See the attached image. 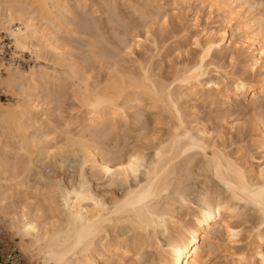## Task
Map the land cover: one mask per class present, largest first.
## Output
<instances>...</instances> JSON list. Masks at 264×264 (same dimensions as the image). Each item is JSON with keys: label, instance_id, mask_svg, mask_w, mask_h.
Returning a JSON list of instances; mask_svg holds the SVG:
<instances>
[{"label": "bare ground", "instance_id": "6f19581e", "mask_svg": "<svg viewBox=\"0 0 264 264\" xmlns=\"http://www.w3.org/2000/svg\"><path fill=\"white\" fill-rule=\"evenodd\" d=\"M259 1L256 2L259 3ZM211 2L225 13V18L236 20L234 28L240 33V37L226 36L227 32L222 27L206 29L203 39L197 34L192 35V44L198 48L196 58L188 62V65H185L172 81L166 83L168 80L165 81L163 77L154 75L150 68L152 63L150 66H143L140 62L142 65L140 64L141 68L137 69L139 72L137 70L134 72L132 68L133 71L125 70L124 66L121 67L122 63L119 67L118 62L116 63L118 65L106 66L104 75L100 76L97 75V71V76H95L85 70L83 63H77L76 58H73L75 47L64 35L75 33L71 29L74 28L73 21L71 22L72 10L80 8L82 0L0 1V26H8L11 22H17L19 26L14 34L15 43L18 47L29 51L34 57V63L28 69L10 68L0 80V87H5L11 95L14 92L15 96V100L11 103L4 104L0 101V217L8 219V226L22 242L26 238L29 240V243L25 245H31L37 249V254L42 259L40 264H128L127 260L136 259L145 247H151L155 251L154 257L152 256L153 258L146 264H210V255L213 249L218 247L217 241L220 236L229 244L224 249L226 264H264V168L254 169L252 164H247L248 161L242 162L243 160L236 157L237 155L232 156L230 150L228 153L222 145L216 142L221 132L219 126L212 124L209 127L207 124V127L205 123L208 121L203 123L204 125H201L199 120L198 124L192 123L189 117L188 120L185 118L186 116L182 114L184 110L182 112L180 107L187 99H201L205 102L209 100L210 104L219 99L228 109L232 99L240 97L244 99L250 93L253 102L256 103L260 99L261 101L258 102L264 103V33L257 25L258 21L255 16L249 19L246 11L239 13L241 6L248 4V0H211ZM237 2L238 5H235ZM112 4H114L113 0H98L93 4L95 7L93 15L102 17V15L110 14L112 9L109 11V7ZM252 5H248L249 10ZM104 7L108 10L103 11ZM90 10L92 11V8ZM115 13L117 17L120 16L119 12ZM115 13L112 14L115 15ZM75 14H77L76 11ZM147 16L143 17L147 18ZM88 19L87 17L86 20ZM258 20L263 19L261 17ZM87 23L84 27L88 26ZM96 24L97 22L94 25ZM131 25L133 24H130V28ZM133 28L134 32L138 29ZM91 31L88 32L91 33ZM148 31L145 33L149 36ZM140 38L135 40L137 45L141 43ZM226 39L232 48L228 56L230 60H237L242 55L244 57L245 64H242V73H246V69L252 72L259 70L253 80H248L246 74L238 75L235 71L222 74L221 67L214 64L213 61L217 58V54L224 51L223 42ZM256 39L259 40H257L258 43L260 42L257 45ZM93 44L96 45V43ZM93 44L91 47H95ZM97 48L95 50L92 48L96 52L95 56L99 54L100 56L97 57L102 58L103 55L108 54L107 49L98 48L99 51ZM225 54L224 56L228 55ZM90 58L92 59V56ZM101 58L96 59L100 69L106 65L105 61H112L107 57L105 58L108 60L103 57L101 61ZM216 60L218 61V58ZM138 62L139 60L137 61L139 66ZM212 66L217 69L216 77L206 78ZM56 88H61V92L59 90L61 94H69L66 92L69 91L70 98L84 108L85 116L82 114V117L75 116L80 117L78 122L82 124L81 135L72 134L68 128L71 124L67 122L63 123L64 126L61 129L63 124L59 126L54 121L55 125L52 121L51 116L53 117L56 110L52 105L56 102V98L62 97V95L57 96L58 91L56 90L58 89ZM222 105L221 108H223ZM51 106L53 112H51ZM142 107L152 113V130L153 133H158L149 142L153 150L149 163L145 164L146 160L142 150L136 147L125 153L120 144L119 149L116 146L117 149L113 151L111 148L101 149L104 154L101 155L102 152H99L101 157H98V146H94V141L91 143L90 139L96 138L97 135L108 137V134L116 133L120 122L128 123V120H132L135 121L134 124L139 123L144 116L140 110L143 109ZM44 123L48 125V128L52 127L56 134L58 130L64 134V144L61 143L59 146H57L58 143L55 144L53 140L55 138L51 136L54 130L51 129L53 132L50 129L42 130ZM254 126H257V122ZM144 127L146 128V123ZM260 127H258L259 135H257L259 138L255 143L262 152L264 130ZM44 128L48 129L47 126ZM230 128L236 129L234 126ZM73 131L77 132V129ZM83 131L85 134L82 133ZM212 133H215L216 139L212 137ZM247 133V129L238 127L235 136L231 135L229 140L233 143L243 141L245 137H248ZM83 135L92 137L86 139ZM110 138L111 136L107 139ZM101 143H103L102 140ZM101 143L104 149L106 143L105 145ZM122 143L124 144V141ZM126 146L125 149L128 147ZM74 147L77 148L74 149ZM72 153L81 155L80 169L88 163L91 168L99 169L106 177L113 179L120 177L123 181H126L131 174H136L140 167L144 166V181L129 188L121 198L111 199L110 202H105L103 198L92 193L90 185L88 186V182L84 181L82 170L79 171L78 182L70 188L62 187V185L61 188L57 182H55L56 185L49 182L47 186L45 185L46 187L43 186L44 189L26 183L27 174L33 162L39 160L38 157L49 158L51 154H64L66 157L65 154ZM262 162L264 163V159ZM192 170H198V173L200 171L204 173V176L208 175L217 182L219 181L225 189V193H222L225 195L222 196L219 191L210 193L202 189L195 199V207L190 209L192 201L182 182L191 179L189 177ZM18 194L21 200L16 204L12 198L18 197ZM239 204L251 205L259 213L258 224L254 225L252 232L245 240L240 236V229L238 230V225L236 226L237 222L233 221L239 216L244 221L245 216L236 211ZM183 209L191 210L187 213L188 217L185 215L184 220L178 216L179 211ZM119 228H121V234H119ZM158 232L165 234L164 243L156 237ZM243 241L246 242L243 243ZM127 257V263H125L124 260ZM131 262L137 264V262L133 263L132 259Z\"/></svg>", "mask_w": 264, "mask_h": 264}, {"label": "rangeland", "instance_id": "374dc122", "mask_svg": "<svg viewBox=\"0 0 264 264\" xmlns=\"http://www.w3.org/2000/svg\"><path fill=\"white\" fill-rule=\"evenodd\" d=\"M0 1H2V0H0ZM113 1H114V4H112V6L110 5L111 7H109V11L112 9L111 10L112 12L110 13L111 16L107 12L109 15L108 14L104 15V16H106L104 18L103 15H102V17L99 15L96 16V14L93 15V11L95 9L93 4L95 2H98V0H95V1L94 0H89V1L88 0H84V1L82 0V3H81L82 5H80V8L77 7L78 9L75 8L74 10H72L73 16H71L72 17L71 22L73 21L72 23L74 25V28H71V29H73L75 31V33L73 35H69V34L64 35V37L67 40H69L71 42V44H73L75 47V50L73 51L75 56H73V58L74 57L76 58L77 63H79V64L83 63L82 64L83 68H85V70L90 71L91 74H93L95 76L104 75L103 73H105V71H106L105 67L106 66L110 67L109 65H111V64H113V65L119 64V67H120V65L122 63L121 67L124 66L123 68L125 70L129 71L132 68V69H134V72H136V70L138 68L139 69L141 68L142 64H143V66H146V65L150 66V64L152 63L150 68L153 71L154 75L156 74L155 76L158 75L157 77H161V78L163 77L164 80L166 79L165 81L168 80L166 83H169L170 81H172L174 79V77L176 76V74L179 73V71L181 72L182 68L185 65H188V62H190L191 60H193L197 56L198 48L192 44V40H193L192 35L197 34L201 39H203L205 37L206 29H209V28L216 29L218 27L219 28L222 27L227 32L226 36L234 35L233 36L234 38H237L238 36L240 37V33H238V31L236 32L235 28H234L236 26V20L230 19V18L229 19L225 18L226 17L225 13H223V11L219 7H217V5L215 7V4L213 5L211 0H183L182 2H181V0H150V1H148V0L147 1L146 0H140L139 1L138 0V2L136 0H113ZM133 1H135V2H133ZM142 1H144V2H142ZM185 1H186V3H185ZM253 1L248 0V4L245 3L246 5L241 6L242 8L240 7L241 10L239 9V13H242V11L243 12L246 11L247 14L249 15V17H248L249 19L255 16V18L258 21L257 25L260 26L259 28L264 33V17H263V15H264V0L263 1L262 0H260V1L259 0H253ZM256 1H259V3H257ZM83 2L85 3V5ZM254 3L255 4L257 3V4L255 5ZM118 4H120L121 6ZM86 5L89 8L85 7ZM91 5H93V6H91ZM140 5H143V6H140ZM235 5H238V2L235 3ZM248 5L249 6L252 5V8H251L252 11L249 10ZM253 6H254V8H253ZM143 7H144V9H143ZM259 7H261V8H259ZM91 8H92V11L90 10ZM118 8H120V9H118ZM107 10L108 9L105 8V10H103V11H107ZM75 11L77 14H75ZM79 11H80V13H79ZM90 12H92L91 15H90ZM113 12L114 13L119 12L118 14H120V16L118 15V17H117L116 13H115V15L112 14ZM133 12H135V13H133ZM138 12H139V14H138ZM147 13L148 14L150 13V14L148 15ZM154 14H156V15H154ZM89 16H91V17H89ZM94 16L96 18L98 17L99 19L94 18ZM143 16H147V18H145ZM82 17L84 19H82ZM87 17L89 18L88 20L90 21V23L88 20H86ZM110 17H111V19H110ZM261 17L263 20H258V19H261ZM73 18H75V19H73ZM149 18L151 20H149ZM154 18H155V20H154ZM102 19H103V21L101 22ZM107 19H108V21H107ZM114 19H115V21H114ZM94 20L95 21L97 20L96 26L94 25L96 23ZM110 20H112L115 23L111 22ZM141 20H143V21H141ZM84 22L85 23L88 22L87 24H88V26L90 24V26L84 27V25H85ZM123 22H125V23H123ZM112 23L115 26H113ZM130 24H133V25H131V28L133 30L130 28ZM116 25H118V26L116 27ZM147 25L149 27H147ZM139 26H141V27H139ZM133 27H137L139 30L135 29V32H134ZM144 27L147 28V30H149L148 33H149L150 38L148 35H146L145 31L147 32V30ZM84 28H86V29H84ZM113 28H114V30H113ZM91 30H93V31H91ZM98 30H99V32H98ZM88 31L89 32L91 31V33H89ZM93 33L96 34V35H93V36H97V37H95L96 39L100 38V39H97L98 41L91 35ZM172 33L174 35H172ZM98 34H99V37H98ZM85 38L87 39V41H85L86 43L84 42V40H86ZM92 38H93V40H92ZM138 38L141 39L140 45H137V43L135 42V40ZM94 40H95V42H94ZM257 40L258 39H256V42H255L256 45L258 43ZM99 41L101 43H103V42L104 43L101 44ZM92 42L96 43V45L93 44ZM154 42L156 45L154 44ZM92 44L95 45V47H91ZM80 46H81V48H80ZM96 46H98V48L100 50L107 49L106 51L108 53L107 54L108 56L103 55V57L106 60H108L107 58L112 60L111 62L105 61L104 64H106V65L103 67L105 70L103 68H102L103 69L102 70L98 67L99 63H97V61L100 60L101 57L100 58L97 57V56H100L99 54L97 56L94 55V53H96L94 51L97 48ZM101 46L104 47V49ZM105 46H107V47L109 46V47L105 48ZM223 46H224V49H223L224 51L222 52L223 54L222 53L217 54L218 61H219V59H220V61L218 62L216 60L217 58L215 59L216 61L215 60L213 61L214 64H217L221 67V73L223 74L224 72L228 73V71L229 72L235 71L236 74H238V75H240V74L245 75L246 74L245 76L247 77L248 80H250V79L253 80V78H255L257 76L256 73L257 74L259 73L258 72L259 70L256 69L254 72H252V71H248V69H246L247 70L246 73L245 72L242 73L241 72L242 66L245 64L243 62V59H244L243 55L241 54L242 57L239 56V58H237V60H230V58L228 56H229V53L232 51V48H231V46L228 45L227 39L224 40ZM109 48H110V50H108ZM90 49H92V50H90ZM117 50H119L121 53L118 52ZM122 53H124V54H122ZM224 54L225 55L228 54V55L224 56ZM80 55H82V56H80ZM221 55H223L222 58L224 57L223 58L224 60H222ZM86 56H88V57H86ZM91 56H92V59L90 58ZM110 56H112V57H110ZM105 57H107V58H105ZM119 57H121V58H119ZM146 57H147V59H146ZM87 58H88V60H87ZM102 58H101V61H102ZM143 58H144V60H143ZM32 59H34V57H32ZM96 59H98V60H96ZM104 59H103V62H104ZM123 59H124V61H122ZM136 59H137V61L139 60L138 63H139L140 67L137 64ZM238 59H240V60H238ZM131 60H133V61H131ZM231 62H232V64H230ZM33 63L34 62L32 60L29 67L31 65H33ZM116 63H118V64H116ZM97 67H98V69H97ZM116 67H118V66H116ZM214 68L215 67H213V66L211 67V69L209 68V71L211 73L209 72L206 75V78L211 77V76L216 77L215 73H216L217 69L215 68V70H214ZM20 69L25 70V69H28V67L27 68H20ZM132 69H131V71H133ZM138 70H137V72H139ZM96 71L98 73L97 75H96ZM100 71L102 74L100 73ZM56 89H58V88H56ZM59 90L61 92V88H59L56 91H58V93H59ZM54 91L55 90H53V92ZM7 92H9L8 98H6V99L0 98V101H2L4 104L11 103L15 100V96L13 95L14 92L12 93V95L10 94L11 93L10 91L7 90ZM66 92H68L70 94L69 91H66ZM58 93H57V96L62 95L63 98L62 97L56 98V96H55L56 102L52 106H53V109L56 108V110L54 109L55 112L53 113V117L51 116V119L53 118L52 121L53 122L55 121L56 124H58L59 126H61V124H63L64 122H67V123L71 124L70 127H68V128H70V131H72V134L73 133H74V135L77 134L75 136L81 135L82 124H80V121L78 122V120H80L79 119L80 117L86 115L85 110L83 111L84 108H82L79 103H76L77 101L75 102V100L70 98L71 94L69 95L67 93L66 94H64V93L58 94ZM57 99H59V100H57ZM237 99H232L231 105L228 106L229 107L228 109H227V106L224 107V105H222V100H219V99L216 100L215 102L213 101V103L211 102V104H210L209 100H208V102L206 101L207 102L206 103L203 100L201 101V99H198V100L189 99L191 101H189L187 99V101L185 100L181 104L183 107L182 106H180V107L182 109V112L184 110V112L182 114H184L186 116L185 118L187 120L189 117V120H192V123H194V122L197 123L199 120V122L202 123L201 125H204L203 123L208 121L207 123H205L207 127H208L207 124H209V127H210V125L212 126V124L219 126L221 132L219 131L220 134H218V135L220 138H223L222 140H224V141H222L221 139L219 140L218 139L219 137L217 138L215 135V133L217 134V132H215V133H212V137H214L215 139L217 138L216 140H218V141H216V142L219 143L220 145H222V147L225 148V150L228 153L230 150L231 151L230 153L232 154V156H233V154H234V157H235V155H237L236 157H239L241 161L243 160L242 162H244V160L248 161L247 164L248 165L252 164L254 169H259V168L262 169V168H264V165H263L264 163L262 162L264 159L263 158L264 157V152H263L264 149L261 152V149L257 148V144L255 143V141L259 138V136H257V135H259V130H258L259 128L258 127L261 126L260 128L264 130V127H263L264 126L263 125V122H264V120H263L264 119V110H263L264 106L263 105H264V103L261 102V104H260L259 103L261 101L260 99H258L259 102L258 101H256V103L253 102V100L251 99V93L248 94L246 97H244V99H243V97L242 98L240 97ZM217 102H219V103H217ZM218 104H219V106H218ZM259 104H260L261 108H260ZM221 105L223 106V108H221ZM52 106H51V110H52L51 112H53ZM57 108H59L58 111H57ZM142 108L143 109H140V110H141V114H143L144 116H142V119L139 123L137 122L136 124H134L135 121L133 122L132 120H128L127 121L128 123H122V122L119 123L120 126H119L118 130H116V133H118V134L114 133L118 137L115 136L112 132H111L112 135L111 134H108L109 136L106 135L108 137H105L102 135H100V136L97 135L98 136L97 137L95 135L96 138L93 136L94 137L93 139L91 138L92 136H86L87 133H86V135H83L86 137V139H88V137H90L91 138L90 142L92 143L94 141L93 145L94 146L96 145L98 147L101 143V140L103 141V143H101L103 145H105V143L108 141L106 143V146H104L105 147L104 149H103L102 145H100V148L97 147V149H98L97 156L98 157H101V155L104 154V152L101 151V149L105 150V149L111 148L113 151V150L117 149L118 146L121 145V147H123V151L125 150V153L127 151L130 152V150H132L131 148L135 149L136 147H137V149H140V151L142 150L141 152L144 153L145 160H146L145 164L149 163L150 158L153 154V150L150 148L149 142L153 138V136L155 134L157 135L158 133H153V130H152L153 129V126H152L153 115H152V113L147 112L144 109V107H142ZM81 114H82V116H81ZM214 114H215V116H214ZM189 115L191 116V118ZM222 115H225V116H222ZM75 116H80V117H75ZM75 118H77V120ZM209 119L212 120L213 122H211ZM257 119H258V121H257ZM259 119H261V120H259ZM68 120H71L70 121L71 123ZM216 120H218L219 123H218V121L216 122ZM223 120L225 123L223 122ZM142 121H144V122H142ZM202 121H204V122H202ZM55 122H54V124H55ZM256 122H257V126H254V125H256ZM259 122L262 124H260ZM142 123L144 124V126L146 123V128L143 126ZM147 123H148V125H147ZM192 123L190 125H192ZM196 123H195V125L198 124V123L197 124ZM44 125H45V123H44ZM195 125H193V126H195ZM237 125L239 128L244 127L245 129H247L248 137L247 138L245 137V140H243V141H238L239 143L237 141L233 143L229 140V137L231 135L235 136L236 130L238 128ZM243 125H246V126H243ZM46 126L48 128L47 124L44 127H46ZM63 126H64V124L62 125L61 129H63ZM231 126L236 127V129H234V128L231 129L230 128ZM44 127H41V128H43L42 130L47 131L49 129L50 130L53 129L50 126H49L50 128H48V129H46ZM142 127H144V128H142ZM156 127H159V126H156ZM254 128H256V129H254ZM74 129L75 130L77 129V132L73 131ZM60 132L61 131L58 130L57 134H56V132L54 130V132H53L54 134L51 133V136L55 138V139H53V140H55L54 141L55 144L58 143L57 146H59L61 143L64 144L63 138L65 140V137H63L64 134L62 132L61 133ZM79 132H80V134H78ZM113 132H115V131H113ZM58 133H59V135H58ZM82 133L85 134V131H83ZM253 133H255V134H253ZM56 135H58V136H56ZM113 135H114V137H113ZM110 136L112 139L111 138L107 139ZM99 137H101V138H99ZM116 137H117V139H116ZM56 138H57V140H56ZM97 138H99V139L97 140ZM105 138L107 141L103 140ZM114 140H116V141H114ZM109 141H110V143H109ZM123 141H124L125 145L122 143ZM112 142H113V144H112ZM141 144L143 145V147ZM107 145H109V146H107ZM126 145L128 147H130V149ZM125 146L128 148V150H126L127 148L126 149L124 148ZM226 146H228V147H226ZM76 148L77 147H74V149H76ZM94 149L97 151V149L95 147H94ZM118 149H119V147H118ZM99 152H102V154ZM128 153H127V155H128ZM77 154H79V153H77ZM77 154L76 153H74V154L72 153L70 155L65 154L66 157L64 156V154H58V155L57 154L56 155L51 154L49 156V158L38 157L39 160L38 161L36 160L37 162L36 161L33 162V166H32L33 168L31 167V170L27 174V177H26L27 182L26 183L27 184L29 183L30 186H39L41 189H44L48 185L49 182L53 185H56L55 182H57L60 184L59 187H61V185H62V187L64 186V187L70 188V187H73L74 185H76L75 183L78 182L77 180H79V171L82 170L83 172L82 171L81 172L84 173L83 177H85L84 181H86V183L88 182L87 185L88 186L90 185L89 187H91L90 190L92 191V193H94V195H96V196H99L100 198H103L105 200V202H110L111 199L121 198V196H123V194L129 188H133L136 186L137 183L144 181V178H145V175L143 173V172H145L144 166L140 167V170H138V172L136 174H134V175L131 174L126 181H123L120 177H119L120 179L119 178L117 179L115 177L113 179L112 177H109V176L106 177V175H104L103 172L99 171V169L97 170L96 168H91V165L88 163H87L88 165L85 164V166L82 167L83 169H80L81 167H79L80 166L79 161L81 160V158H80L81 155L79 154V156H78ZM99 154H101V155H99ZM241 154H242V156H241ZM242 157H243V159H242ZM24 158L26 159L27 157L25 156ZM251 159H253V160H251ZM194 169H196V168H194ZM192 171L193 172L191 173V176L189 177L191 179H189V181L187 180L185 182H182L183 186H185L187 188V191L189 193L188 195L191 198V199L190 198L189 199L192 201L191 205H190V209H193L195 207V199H196L197 195L200 193L199 191H202V189L207 190L210 193L211 192L218 193V191H219V194H221L222 196L225 195V194L224 195L222 194V193H225V189L223 188V185L219 181L217 182L216 179H214L213 177L211 178L210 176L208 177V175H207V177L204 176L203 175L204 173L201 172L202 173L201 174L200 171L198 173L197 172L198 170H192ZM199 175H200V177H199ZM52 181H53V183H52ZM43 186H45V187H43ZM181 186H182V184H181ZM185 187H184V189H185ZM54 190H55V193H57V191H56L57 189L55 187H54ZM19 195L20 194H18V197H19ZM18 197L12 198V200L14 199L13 201L16 204H18L21 200L20 199L21 197H19V198ZM190 209L180 210L179 214H178V216H180V219L184 220V218L186 217L185 215H187V213H190V211H191ZM236 211L238 212V214H240V215L242 214L245 216V217L243 216L244 218L242 217L244 219V221L242 219H240V216L234 218L235 220H233V221L237 222L236 226L238 225L237 226L238 228L237 227L236 228L238 230L240 229V233H241L240 236L243 237L242 238L243 240H245V239H247V236H249V234L252 232L254 225L258 224L259 213L257 212L256 209L253 208V206L243 205V204H239L238 208H236ZM47 214H49V213H47ZM187 217H188V215H187ZM3 218L4 217H0V224H2L4 226V228L9 233L11 238L14 239L16 245L29 256V258H30V260H32L33 264H40L42 259H41V257L38 256L37 249L34 246L25 245L26 243L27 244L29 243V240L26 238L25 240H23V242L24 241H26V242L23 243L21 241L20 237L17 236L8 226L9 225L8 219H6V218L3 219ZM119 230H118L119 234H121L122 233L121 228H119ZM164 236H165V234L163 235L161 232L160 233L158 232L156 234V237L159 238V240H161L162 243H164V240H163ZM220 237L217 241L218 247H215L216 249L214 248L213 252L210 255V264H226L224 262V260L226 259L224 249L226 247H228L229 244H228V242H226L227 241L226 239H224L222 236H220ZM244 242H246V241H243V243ZM242 245L244 246V244H242ZM152 248H154V247H152ZM154 255H155V251H153V249H151V247H148V248L145 247V249L143 248V250L140 251L139 254L137 255L136 259L138 261H135L136 260L135 258H134V260H133V258L128 259V257L125 258L124 261H125V263H127V261H128V264H132V262H131V259H132L133 263L137 262V264H146L151 260V258L154 257Z\"/></svg>", "mask_w": 264, "mask_h": 264}, {"label": "built area", "instance_id": "2783aa9c", "mask_svg": "<svg viewBox=\"0 0 264 264\" xmlns=\"http://www.w3.org/2000/svg\"><path fill=\"white\" fill-rule=\"evenodd\" d=\"M19 24L14 22L8 26H0V80L10 68H27L32 62V54L15 43L14 34ZM5 87H0V98H8ZM0 264H33L29 256L23 252L11 238L4 226L0 224Z\"/></svg>", "mask_w": 264, "mask_h": 264}]
</instances>
